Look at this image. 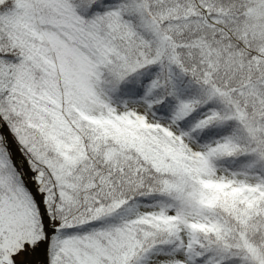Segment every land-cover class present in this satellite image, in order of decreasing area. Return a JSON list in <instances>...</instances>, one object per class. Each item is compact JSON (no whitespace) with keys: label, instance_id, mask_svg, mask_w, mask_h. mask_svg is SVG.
Listing matches in <instances>:
<instances>
[{"label":"snow or ice","instance_id":"6c2138e0","mask_svg":"<svg viewBox=\"0 0 264 264\" xmlns=\"http://www.w3.org/2000/svg\"><path fill=\"white\" fill-rule=\"evenodd\" d=\"M0 264H264V0H0Z\"/></svg>","mask_w":264,"mask_h":264}]
</instances>
